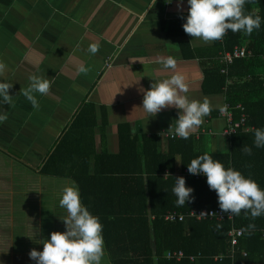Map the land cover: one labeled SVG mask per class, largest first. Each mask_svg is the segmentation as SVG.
I'll list each match as a JSON object with an SVG mask.
<instances>
[{"label":"crops","instance_id":"0c3cea01","mask_svg":"<svg viewBox=\"0 0 264 264\" xmlns=\"http://www.w3.org/2000/svg\"><path fill=\"white\" fill-rule=\"evenodd\" d=\"M182 7L181 12L177 0L170 5L167 0H0V61L8 66L0 82L13 85L9 90L12 104L0 102V114L8 116L0 123V171L12 172V183L30 184L39 176L46 177L39 175V168L85 109L96 125L90 127L93 124L86 121L83 127L93 130L99 154L119 151L122 129L141 142L146 136H157L166 147L163 135L175 126L178 110L164 109L150 117L142 109L141 91L173 74L156 63L161 56L177 60L187 78L190 99L208 98L213 105L193 134L201 136V147L228 151L229 141L223 134L226 120L216 107L224 106L226 97L210 92L205 82L206 72L214 67L207 55L215 42L192 38L173 24L188 15V0H183ZM92 43L100 45L95 55L88 51ZM81 63L91 68L87 75L78 74ZM32 75L51 83L49 95L36 94L38 109L21 93ZM88 143L82 148H88ZM55 179L64 182L60 193L74 182ZM1 184L0 192L4 191ZM0 195V202L4 201L5 195ZM14 199L15 194L10 200ZM21 199L30 202L32 192L30 198ZM9 204V211H0V232H9V212L19 209ZM9 241L12 245V234Z\"/></svg>","mask_w":264,"mask_h":264},{"label":"trees","instance_id":"16d2710c","mask_svg":"<svg viewBox=\"0 0 264 264\" xmlns=\"http://www.w3.org/2000/svg\"><path fill=\"white\" fill-rule=\"evenodd\" d=\"M245 14L261 17L259 30H254L251 36L229 30L224 42L215 41L207 55L214 62V67L206 72L208 90L223 93L233 107L234 121H239L245 113L244 128H251L224 136L229 141L228 151L204 150L201 136L166 139L165 147L157 136H146L141 142L122 129L119 151L99 154L94 149L93 130L83 127L86 121L93 124L90 127L96 125L85 109L39 168V175L75 182L82 204L103 226L105 253L110 264H264V215L253 220L250 213L246 217L242 211L232 222L166 221L168 213L174 211L186 215L205 207L220 209L218 196L210 190L207 178L185 179V186L194 190V200L185 206H177L172 191L179 177L174 175L176 170L188 168L192 159L205 153L226 169L230 167L253 179L264 190V147L254 146L255 130L264 129V0H249ZM186 18L173 23L182 32ZM235 47L245 48L252 56L235 60L228 75L222 74L219 55ZM238 104L244 107L243 111L235 107ZM84 143L89 144L88 148H82ZM243 146L251 147L252 155H245L241 151ZM168 171L171 175L165 177ZM250 223L256 225L255 231L251 235L244 232L239 244L233 247L230 230L247 228ZM217 225L222 227L218 230ZM176 251L187 255L201 252L203 257L194 263L169 259V252ZM218 255H224L222 261H214Z\"/></svg>","mask_w":264,"mask_h":264},{"label":"clouds","instance_id":"9594fccd","mask_svg":"<svg viewBox=\"0 0 264 264\" xmlns=\"http://www.w3.org/2000/svg\"><path fill=\"white\" fill-rule=\"evenodd\" d=\"M248 2L249 0H188L189 9L183 30L192 38L202 40L204 43L222 41L229 30L232 33L243 32L244 35L251 36L254 30H259L261 17L245 14V5ZM182 5L183 0H177V7L181 12ZM99 49L98 43H92L88 51L95 55ZM156 63L162 65L164 70H171L173 74L170 78L154 82L150 90H141L144 93L142 109L153 118L164 109H177L178 119L175 121V126L172 124L167 132L173 138L187 140L198 132L204 123V118L214 110L213 105L208 98H204L202 102L189 98L187 78L178 69V62L174 57H157ZM7 71L8 66L0 61V77ZM90 71L91 68L85 67L82 63L77 68L78 74L87 75ZM29 79V86L21 89V93L33 108L38 109L36 94L49 95L51 83L49 79L38 75H32ZM12 87L11 83L0 82V102L3 104H12L13 96L9 94ZM216 107L222 115L227 110V106ZM7 119L6 113L0 114V123ZM254 137V146L264 147V129H256ZM241 151L245 155H252L251 147L243 146ZM188 172L206 176L210 190H214L218 196L222 212L239 216L243 211L246 217L250 213L253 220L264 215V190L240 171L230 167L226 169L221 162L205 153L191 160ZM167 176L170 174L166 173L165 177ZM175 182L172 191L177 197V206L182 207L186 202H192L194 190L185 186V178L178 177ZM59 205L68 213L67 217L62 219L66 231L52 232L50 240L38 241L43 244V251L31 250L30 259L36 261V264H102L106 255L103 226L99 218L92 215L82 204L75 182L63 189ZM207 215L204 212L200 214L202 217ZM211 215L216 216V213ZM221 227L217 225L218 230ZM255 228L256 225L250 223L247 228H242L240 231L251 235Z\"/></svg>","mask_w":264,"mask_h":264},{"label":"rangeland","instance_id":"374dc122","mask_svg":"<svg viewBox=\"0 0 264 264\" xmlns=\"http://www.w3.org/2000/svg\"><path fill=\"white\" fill-rule=\"evenodd\" d=\"M6 171L4 168L0 171L1 187L4 190L0 194L5 195L4 201L0 202L2 204L0 211L2 208L5 211L8 210L10 201L13 205L16 204L21 211L18 212L19 209L10 210L12 226L8 228L9 232H0V264H36V261L30 259L29 253L33 249L38 252L43 251V244L38 241L50 240L52 232L66 231L62 219L67 217L68 213L59 205V200L62 198L60 189L64 186V182L60 179L39 176L30 184L20 183L18 180L12 183V177L9 178L12 172L7 173ZM14 171L15 174L20 175L19 170ZM13 187L15 191L10 190ZM31 192L33 199L30 202L24 203L23 199L19 201V198H30ZM13 194L17 199L10 200ZM12 217L15 218L13 219L15 223ZM11 234L13 235L12 245L9 241ZM102 264H110L107 255Z\"/></svg>","mask_w":264,"mask_h":264},{"label":"built area","instance_id":"2783aa9c","mask_svg":"<svg viewBox=\"0 0 264 264\" xmlns=\"http://www.w3.org/2000/svg\"><path fill=\"white\" fill-rule=\"evenodd\" d=\"M173 1L174 0H167V4L170 5ZM226 37L227 35L221 41L222 43L224 42ZM251 56H252L251 52L247 51L245 48H239V47L233 48L231 52L221 53L219 55V62L223 66L221 73L228 75L229 67L231 64H233L235 60L246 59ZM224 106H227L226 112L223 115L220 113V115L224 117V119L226 120V128L224 129V132H223L224 136L226 137L232 136L235 133H237V131L240 130L241 128L244 129V131L246 132L251 130V128L249 127L244 128L245 121H246L245 113H242L241 119L239 121H234L232 105L229 102L225 101ZM235 107L241 109L242 111L244 110V107L241 104H238ZM196 136L199 137V135H196ZM163 137L166 139H174L169 133H166L165 135H163ZM176 138H179V137H176ZM167 173L171 175L170 171H168ZM174 175L183 177L185 179L188 177H191L195 180L206 178V176L203 174H198V175L190 174L188 172V168L182 169L181 167H179L176 170ZM202 212L207 213L208 215L206 217H202L200 216ZM193 213H195V215ZM212 213H216V216H212L211 215ZM187 219H193L198 222L213 221V220H216L217 222H224L225 220L232 222L234 220V216L229 215L228 213L222 212L221 209L213 208V207H205L199 210H192L189 213H186V215H184V213L174 211V212L168 213V215L166 216V221L171 222V223H184V221ZM240 230L241 229L235 228V229H231L229 232V236L231 237V240H232L231 243L233 247L237 246L239 244V239L243 237L244 232L241 233ZM202 257H203V254L201 252L198 254L187 255L185 254L184 251H176V252H169L168 254L169 259H176L179 262L188 260L194 263L197 260L201 259ZM223 258H224V255H218L214 257V261H222Z\"/></svg>","mask_w":264,"mask_h":264}]
</instances>
